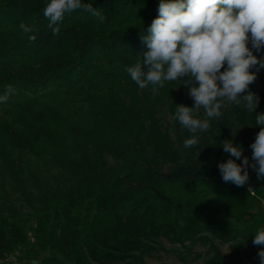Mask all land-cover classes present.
Instances as JSON below:
<instances>
[{"label":"trees","instance_id":"obj_1","mask_svg":"<svg viewBox=\"0 0 264 264\" xmlns=\"http://www.w3.org/2000/svg\"><path fill=\"white\" fill-rule=\"evenodd\" d=\"M49 2L0 0V95L8 85L15 89L0 103V260L45 255L40 264H144L160 237L208 246L212 236L230 244V256L212 244L202 264H260L252 240L264 226L254 206L264 203V178L248 168L255 197L223 182L224 140L204 143L197 157L166 170L157 162L172 149L159 113L177 132L175 107L194 105L179 80L154 97L124 71L147 51L141 37L159 0H83L104 19L74 10L54 26L55 36L43 14ZM21 22L34 31L24 34ZM250 89L263 113L264 72ZM228 108L232 117L223 111L219 126L251 164L260 130L255 113ZM108 159L121 165L108 167Z\"/></svg>","mask_w":264,"mask_h":264},{"label":"clouds","instance_id":"obj_2","mask_svg":"<svg viewBox=\"0 0 264 264\" xmlns=\"http://www.w3.org/2000/svg\"><path fill=\"white\" fill-rule=\"evenodd\" d=\"M74 10L104 19L99 10L83 0H50L43 14L53 36L60 31L54 26ZM157 12L147 35L141 37L147 51L124 71L139 89L150 88L154 97L168 82L179 80L188 89L194 105L179 104L173 116L182 130L191 134L183 141L182 156L184 149L199 143L198 133L210 130L211 121L219 119L229 105L255 113L260 130L250 145L251 164L243 148L226 139L222 148L231 158L220 162L218 169L223 182L237 187L248 182L249 167L264 178V113L256 112L259 97L250 89L257 73L264 69V58L253 54V50L264 51V0H159ZM20 28L24 34L34 31L23 22ZM36 38L28 35L30 42ZM183 77L188 79H179ZM14 93L11 85L6 86L0 103H7ZM241 158L242 163H237ZM252 244L260 248L257 256L264 264V226L255 230Z\"/></svg>","mask_w":264,"mask_h":264},{"label":"rangeland","instance_id":"obj_3","mask_svg":"<svg viewBox=\"0 0 264 264\" xmlns=\"http://www.w3.org/2000/svg\"><path fill=\"white\" fill-rule=\"evenodd\" d=\"M257 57L264 58V55H257ZM255 70V69H254ZM259 72H264V69H260ZM180 95L182 96L183 92ZM226 116L232 117L230 113L233 112L230 108H226L223 110ZM264 113V109H263ZM159 121L162 124L163 128L166 129L169 132V146L172 148L171 152L168 155H163L160 157V159L157 161L160 166L164 170L167 169V167H172L174 165V160H185V159H192L194 157H197L200 153V149L203 146L204 143L207 144H213L218 140H226L229 135L228 128H224L220 125L219 119H214L211 121V128L210 130L202 133H198L200 136L199 143L192 147L191 149H184V155H181L182 145L183 141L187 138H190V133L187 132V130L180 129L179 131L175 132L172 129V122L170 117L164 113H159ZM229 118V119H230ZM233 143L235 144L236 139L231 138ZM244 149V148H243ZM244 151V150H243ZM231 158L229 155L223 156L221 158V161L226 162L227 159ZM108 167H114L116 165H121L120 162H115L114 159H108ZM237 163H242V160H237ZM250 176V175H249ZM247 189L250 188L249 180L244 185ZM250 195L252 197H255L254 192L252 190L249 191ZM19 205V203L17 202ZM255 210L257 213H259L263 220H264V203L262 201L255 200L254 202ZM22 212L26 211V209H22ZM215 245L220 251L224 259H228L230 256V248L229 243L227 242H221L216 238H212L210 236V245L206 246L205 244H201L200 242H195L192 244L185 243L183 246L180 244L172 243L168 239L164 237H160L152 242V245L154 247V250L149 254L144 256V264H202L203 261L206 258L210 257V247L211 245ZM229 251V252H228ZM227 252V253H225ZM197 255H201V258L196 257ZM14 255H9L5 257L4 259L0 260V264H16L11 263L9 261L10 257ZM45 257V255H41L39 258L34 260H28L23 258L22 256L18 255L19 261L25 262L26 264H40L42 259ZM244 261H240L238 264H244Z\"/></svg>","mask_w":264,"mask_h":264},{"label":"built area","instance_id":"obj_4","mask_svg":"<svg viewBox=\"0 0 264 264\" xmlns=\"http://www.w3.org/2000/svg\"><path fill=\"white\" fill-rule=\"evenodd\" d=\"M251 188V187H250ZM249 190V189H248ZM9 261L11 262V263H16V264H26L25 262H21V261H19V259L17 258V257H15V256H11L10 257V259H9Z\"/></svg>","mask_w":264,"mask_h":264}]
</instances>
